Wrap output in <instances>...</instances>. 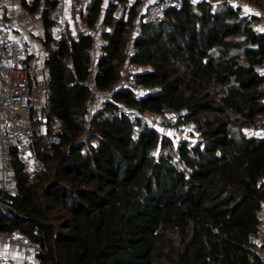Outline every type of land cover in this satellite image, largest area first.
<instances>
[{"label":"trees","instance_id":"obj_1","mask_svg":"<svg viewBox=\"0 0 264 264\" xmlns=\"http://www.w3.org/2000/svg\"><path fill=\"white\" fill-rule=\"evenodd\" d=\"M213 1L188 0L142 25L132 62L147 68L140 81L159 91L114 94L88 137L91 38L65 32L46 62L50 133L34 138L44 172L31 176L17 163L15 211L0 213V230L20 229L40 246L31 264H264L249 242L264 201V71L257 67L264 63V32L224 0L222 8ZM102 3L91 0L82 17L92 24ZM53 4L37 0L32 8L45 44L52 40ZM107 22L110 56L96 77L103 90L121 75L132 29L123 19ZM124 103L140 113L183 111L199 139L182 140L167 155L172 145L159 130L133 136L119 111ZM244 127L261 134L248 136Z\"/></svg>","mask_w":264,"mask_h":264},{"label":"built area","instance_id":"obj_2","mask_svg":"<svg viewBox=\"0 0 264 264\" xmlns=\"http://www.w3.org/2000/svg\"><path fill=\"white\" fill-rule=\"evenodd\" d=\"M37 0H0V213L14 212L11 198L16 194V164L22 165L24 172L31 176L44 172L42 159L33 151L35 137H48L50 122L46 111V99L52 82L51 72L46 65L51 55L59 49V43L69 29L72 35L91 38L89 55V76L84 85L90 89L88 110L84 119L85 137L92 126L97 112L108 107L114 94L131 91L137 97L156 94L159 87L145 86L140 75L147 70L132 62L136 53L135 41L144 23L162 20L171 10H181L188 0H103L102 10L92 24L87 22L88 5L91 0H54L50 19L54 23L52 40L45 44V35L40 33L41 46L36 49L28 33L36 31L39 12L33 11ZM200 1V0H191ZM235 9L240 17L248 16L247 11L236 6V0L225 2ZM41 6V5H40ZM130 22V39L124 48L126 58L120 77L103 90L96 84V77L102 74L101 64L110 54L108 34L112 27L107 17ZM37 32V31H36ZM264 71V63L257 66ZM119 111L132 124V133L136 137L143 129L163 128V112H139L129 104H121ZM176 118L183 119L182 131L194 129L193 120H186L183 111L176 112ZM157 155L158 149H154ZM257 233L250 236L252 250L264 255V201L258 212ZM14 251L13 256L0 252V264H31L41 248L20 229L0 230V247Z\"/></svg>","mask_w":264,"mask_h":264},{"label":"rangeland","instance_id":"obj_3","mask_svg":"<svg viewBox=\"0 0 264 264\" xmlns=\"http://www.w3.org/2000/svg\"><path fill=\"white\" fill-rule=\"evenodd\" d=\"M222 1L223 0H214L213 1L214 7L215 8L221 7V4L223 3ZM226 1L229 0H224V2ZM236 2H237L236 6L238 5L247 11L248 16H244V18H247L246 20L247 22H249L250 27L258 32H264V6L255 0H236ZM260 71L263 72V70ZM175 115L176 112H172L169 110L165 111L161 118L164 124L163 128L158 129L160 136L166 138V140L171 142L172 148H168V149L166 148L165 150H163V152L167 155L171 150L178 147L180 141L184 140L190 143L191 142L195 143L199 139V132L196 129V127L191 132L184 133L182 131V125L184 121L183 119L176 118ZM243 131L248 136L257 137L258 135L261 134L260 129L256 130L253 127H244ZM172 155L175 156V154ZM32 260H33L32 263H38L37 259H32Z\"/></svg>","mask_w":264,"mask_h":264},{"label":"crops","instance_id":"obj_4","mask_svg":"<svg viewBox=\"0 0 264 264\" xmlns=\"http://www.w3.org/2000/svg\"><path fill=\"white\" fill-rule=\"evenodd\" d=\"M35 29L37 32L35 30L34 31L32 30V32L28 33V37L30 38V40H32L34 47L36 49H39L41 46L40 33L41 31H43V27L40 19ZM56 124H59V122L56 121ZM0 252L12 256L14 254V251L12 249L9 248L7 249L6 247L3 246L0 247Z\"/></svg>","mask_w":264,"mask_h":264}]
</instances>
